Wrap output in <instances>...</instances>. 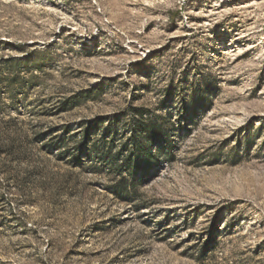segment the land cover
Returning a JSON list of instances; mask_svg holds the SVG:
<instances>
[{"label": "rangeland", "instance_id": "1", "mask_svg": "<svg viewBox=\"0 0 264 264\" xmlns=\"http://www.w3.org/2000/svg\"><path fill=\"white\" fill-rule=\"evenodd\" d=\"M0 264H264V0H0Z\"/></svg>", "mask_w": 264, "mask_h": 264}]
</instances>
